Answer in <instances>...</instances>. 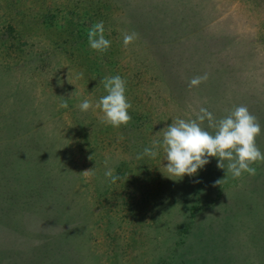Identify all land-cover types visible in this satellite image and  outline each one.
<instances>
[{
	"label": "rangeland",
	"instance_id": "374dc122",
	"mask_svg": "<svg viewBox=\"0 0 264 264\" xmlns=\"http://www.w3.org/2000/svg\"><path fill=\"white\" fill-rule=\"evenodd\" d=\"M100 21L103 54L87 37ZM115 75L120 128L78 107ZM240 105L264 153V0H0V264H264V162L217 186L216 158L179 181L162 148L137 158L177 117Z\"/></svg>",
	"mask_w": 264,
	"mask_h": 264
},
{
	"label": "clouds",
	"instance_id": "9594fccd",
	"mask_svg": "<svg viewBox=\"0 0 264 264\" xmlns=\"http://www.w3.org/2000/svg\"><path fill=\"white\" fill-rule=\"evenodd\" d=\"M87 37L90 48L98 53L103 54L111 47V42L105 38L102 21L92 25ZM136 39L138 34L135 32L123 34L125 47L132 45ZM207 79V75L194 77L189 82V87H198ZM101 84L106 95L102 96L95 106L88 99L83 100L78 105L79 109L88 112L93 107L98 108L103 112L102 123L114 128L127 126L132 120L129 115L132 104L126 96V81L115 75L103 78ZM76 92L72 93L71 97H74ZM60 107L68 108L66 99ZM205 122L207 127L204 126ZM261 134L262 128L258 119L244 105L234 107L228 115L220 119L207 108L200 107L195 113V118L174 119L169 126L157 133L162 136V141H155L152 147L145 148L143 154L137 158L148 156L155 159L157 150L162 148L167 161V165L163 166L167 175L162 173L172 180L179 178L178 181L185 176L196 175L210 163L211 158H216L217 167L226 169V177L215 181V185L219 186L229 174L233 179L240 178L244 173L253 176L256 174V168L252 165L264 162V153L256 143ZM89 159H92V156ZM92 172L93 169L86 170L81 175L87 178ZM104 175L112 184L120 179L107 167V163Z\"/></svg>",
	"mask_w": 264,
	"mask_h": 264
},
{
	"label": "trees",
	"instance_id": "16d2710c",
	"mask_svg": "<svg viewBox=\"0 0 264 264\" xmlns=\"http://www.w3.org/2000/svg\"><path fill=\"white\" fill-rule=\"evenodd\" d=\"M59 176H62V174L60 173V174H58ZM28 176V175H27ZM16 177H18V178H15L16 180H18L19 182H20V177L19 176H16ZM21 182H22V179H21Z\"/></svg>",
	"mask_w": 264,
	"mask_h": 264
}]
</instances>
